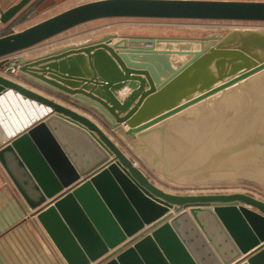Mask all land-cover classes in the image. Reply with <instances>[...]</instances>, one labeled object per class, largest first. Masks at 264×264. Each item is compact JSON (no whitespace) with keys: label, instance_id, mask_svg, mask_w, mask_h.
Returning <instances> with one entry per match:
<instances>
[{"label":"water","instance_id":"1","mask_svg":"<svg viewBox=\"0 0 264 264\" xmlns=\"http://www.w3.org/2000/svg\"><path fill=\"white\" fill-rule=\"evenodd\" d=\"M32 1L0 10L1 24ZM114 18L264 22V1L94 0L0 37V58ZM169 41L105 35L18 59L26 79L86 116L0 75V98L11 91L43 109L38 121L0 146V167L64 264H264V201L244 193L165 192L112 139L121 124L131 139L152 133L264 72V34L191 40L198 49L156 48ZM172 57L186 59L175 67ZM188 74L194 81L180 82ZM164 94L173 97L151 109Z\"/></svg>","mask_w":264,"mask_h":264},{"label":"rangeland","instance_id":"2","mask_svg":"<svg viewBox=\"0 0 264 264\" xmlns=\"http://www.w3.org/2000/svg\"><path fill=\"white\" fill-rule=\"evenodd\" d=\"M33 1L30 3L31 5L35 3ZM62 9L63 7L55 5L51 0L42 1L37 7L30 6L27 10L23 9L15 17L16 19L11 26L1 29V34L7 35L22 31L56 15ZM104 23L123 24L122 26L125 28L120 29L121 33L124 34L127 31L135 30L132 29L135 26L144 28L135 30L140 33H154V36H158L156 33H160L159 36H177L184 38V41L187 39L203 40L207 37L222 38L232 33L239 35H245L249 32L264 34V22H202L197 20L118 18L116 20L104 19L86 26H80L56 38L66 36L69 37L68 41L92 40L96 36L93 30H97L93 26ZM173 24L176 26L174 27ZM147 29L150 30L147 31ZM263 74L264 72L252 76L227 89L226 92L208 98L202 102L203 104L192 110L193 112L189 115L178 119L168 131V138L166 139L169 143L164 145L165 155L163 151L162 153L160 150L156 151L157 147L161 146L152 142L155 152L149 151L144 155L137 154L133 162L135 164L137 162L136 165L141 171L145 170L147 173H152L160 180L165 179L164 176L166 175L163 172L171 174L177 170L201 166L208 160L209 156H214V154L216 156L223 150L240 145L243 141L254 142L256 139L257 142L252 146H262L264 149V85L258 89L259 79H257ZM1 145L3 144L0 143ZM167 147L170 155H168ZM244 150L243 148L234 153L233 156H236L238 160H234L233 156H230L222 163L219 160L215 161L218 166L217 173L215 177H210L211 182L208 184L197 185L186 192H183L181 188H167L166 190L174 194L193 195L244 193L264 201V158H261L262 161L249 156L247 159H242L239 154L243 153ZM246 150L251 155L253 150L250 147ZM258 150L254 148V151ZM162 158H165L164 162ZM158 184L160 183L158 182ZM174 189L180 190L175 191Z\"/></svg>","mask_w":264,"mask_h":264},{"label":"crops","instance_id":"3","mask_svg":"<svg viewBox=\"0 0 264 264\" xmlns=\"http://www.w3.org/2000/svg\"><path fill=\"white\" fill-rule=\"evenodd\" d=\"M18 1L19 0H0V10H5L10 6L14 5L15 3H17ZM42 1L44 2L46 0H38V1L35 0L33 1L35 3H32V5L30 4L24 10H27L30 6L37 7ZM51 1H53L55 5L59 7L60 6L63 7V9L60 11L62 12L68 8L75 7L77 5L94 0H51ZM237 1H245V0H237ZM248 1H264V0H248ZM15 19L16 18L12 19L11 22L13 23ZM116 19L118 18H114L113 20ZM98 21L101 20L88 22L79 25L77 27L86 26L90 23L98 22ZM205 22H209V21H205ZM8 24H10V22L1 26L0 37H2V35L5 36L4 34H1V29H4V27L7 28ZM122 25H120L119 23H104V24L94 25L93 27H95L97 30H93L95 31L96 36L92 40L68 41L69 37L66 36L56 38L57 36H60L68 32L69 31L68 30L60 35L53 37L56 39L51 38L49 39V41L48 40L44 41L38 45L25 49L21 52L0 58V75H1V70L4 69L5 65H7L11 59L18 60L19 58H23L26 61L38 59L39 57L47 55L51 52L58 51L65 47L84 45L90 41L100 39L105 35H115L119 38L137 36V37H147V38L157 37V38L173 39V41L159 43V45H157L156 48L161 49V48L172 47L173 49H175L179 45L184 47H188V45H190L192 49H198L197 44L191 43V40L193 39H187V41H184L183 40L184 38H178L177 36H171V37L159 36L160 33H156L158 36H154L153 35L154 33L153 34L140 33L135 30H141L144 28L135 27V26L132 28L135 30L127 31V33L124 34L123 32L121 33V29H120V28H125V26ZM173 25L174 27L176 26V24ZM189 27H194V26H189ZM157 29L163 30L161 28H157ZM148 30L150 29H147V31ZM171 59H172L171 63H173V66L176 67L179 64H181L186 58L172 57ZM212 70L214 71V69ZM205 75L206 77H212L211 72H207V74ZM7 78L15 81L16 83H19L20 85H22L27 89H30L31 91H34L35 93H38L44 97L52 99L53 101L59 104L69 107L70 109L78 112L79 114L85 116L87 115V113H85L84 110L75 108L77 106L73 102L67 103L65 100L63 101L60 98L54 97L53 95H50L46 91L39 89L34 83L26 79L20 72H17L13 76ZM258 79H259L258 82H262L264 85V76H261ZM192 80L194 81L193 76L191 74H188L184 78H182L180 82H192ZM200 80L201 77H199L197 81L200 82ZM261 86L262 84L259 85L258 89H260ZM164 95L161 97L159 96L157 100L155 99L153 103L150 104V108L154 109L157 106L163 107L165 106V102L169 100V97L170 98L173 97V95L171 96H169L168 94H164ZM150 97H152V95ZM206 100H204L203 102H205ZM11 104H13L14 106L18 105L20 107V110H18V113L21 117L20 119L17 115H8L7 117V115L5 114L4 109H6L7 113H8L7 111L8 107L11 110H13ZM201 104L203 103L201 102L197 105H194L184 110L180 114H177L157 124L152 128L153 130L152 133L137 134L135 139H131L130 137H126L123 135V132L127 129V127L124 126V124H121L120 131L118 133H114L112 139L113 141H115V143H117L120 149L125 151V154L129 158L132 157L131 159H134L133 161H135L136 159L135 156L137 154L144 155V153L149 151L155 152V149L152 147L153 146L152 142H156V144L161 146V147H157L156 151L160 150L161 153L163 151V154L165 155L164 145L169 143V141L166 139L168 138L167 137L168 131L172 128V126L178 119H180L183 116L189 115L191 112H193L192 110H194L197 106H200ZM88 115L91 116L92 114L88 111ZM42 116H43V109L41 106H38L37 104L35 105L30 101H25L20 95L10 91L7 96H5L4 98H0V143L1 144L7 143L10 139L13 138L12 135L13 133L16 135L17 133L16 129L20 131L21 129H24L25 126H28L30 123H33V121L39 120L40 117ZM95 119L98 118L96 117ZM22 122H26L24 126L23 124L22 126H20ZM156 127H162L163 131L162 132L155 131L154 129ZM255 142H257L256 139L254 140V142L251 141V143H255ZM246 147H248V145ZM167 151H168V155H170V151L168 150V147H167ZM246 151L247 150L242 151L243 153L239 154L241 155L242 159L244 158L247 159L248 158L247 156L258 159V155H264V149L263 150L259 149L258 151L253 150L250 153L251 155H249V153ZM162 161L164 162L165 158H162ZM220 163H222V161H220ZM217 168L218 166L213 161V156L211 157L209 156L208 160L205 161L201 166H195L192 167L191 169L187 168V169L177 170L176 172L171 174L170 173L167 174V172H163L164 175H166L164 176L165 179L161 177L162 179L158 180L157 177L152 173L149 172L147 173L145 172V170L142 171L144 172L145 175H147L150 178V180L154 181L157 187H159L165 192L168 191L166 190L167 188L169 189L181 188L183 189L182 190L183 192H186L192 190L197 185L208 184L209 182H211V178L215 177L217 173L216 172ZM158 182L160 184H158ZM174 190L178 191L180 189H174ZM168 193H172V192L168 191ZM0 264H64L63 260L61 259L59 253L53 246L49 237L46 235V233L43 231V229L35 220V217H33L31 213L26 212V209L22 204L20 198L18 197L15 188L13 187V185L11 184V182L9 181V179L7 178L1 167H0Z\"/></svg>","mask_w":264,"mask_h":264},{"label":"built area","instance_id":"4","mask_svg":"<svg viewBox=\"0 0 264 264\" xmlns=\"http://www.w3.org/2000/svg\"><path fill=\"white\" fill-rule=\"evenodd\" d=\"M0 19H1V15H0ZM2 24L0 22V28H1ZM17 72H19V64H18V60L17 59H11L9 61V63L7 65H5L4 69L1 70V75L3 76H7V77H10V76H13L14 74H16ZM8 95V93L6 94V96ZM5 97V96H4ZM2 97V98H4ZM27 104V103H25ZM17 106V107H16ZM14 106L13 104H11V107L13 110H11L9 107H8V113L6 112V109H4V112L5 114L7 115H17L19 117V119L21 118L19 113H18V110H20V107L18 105ZM21 121V120H20ZM38 121V120H36ZM36 121H33V123H30L28 126H25L24 129H21L20 131H18V129H16L17 133L16 135L13 133V138L15 136H17L18 134H20V132L22 133L25 129H27L28 127H30L31 125H33ZM26 122H22L20 126H23L25 125ZM11 140V139H10Z\"/></svg>","mask_w":264,"mask_h":264},{"label":"bare ground","instance_id":"5","mask_svg":"<svg viewBox=\"0 0 264 264\" xmlns=\"http://www.w3.org/2000/svg\"><path fill=\"white\" fill-rule=\"evenodd\" d=\"M262 76H264V74H263ZM260 77H261V76H260ZM257 79H258V78H257ZM258 83H259V85H261V84L263 85L262 82H258ZM248 142H249V141H247V142H246V141H243V142L241 143L242 145H241V144L239 145V147H240L239 149L241 150V149L244 148V149L246 150V148L248 149V148L250 147L251 150H254V148H256V147L252 146L254 143H251V142L248 143ZM247 145H248V147H246ZM253 147H254V148H253ZM258 148L260 149V148H262V146H261V147H258ZM258 148H257V149H258ZM239 149H237V150H239ZM262 149H263V148H262ZM237 150H234V151L231 152L230 154L225 155L223 158L216 159V161L219 160V161H222V162H223V161L225 160V158L227 159L228 157L233 156L234 153H235ZM240 150H239V151H240ZM245 150H244V151H245ZM214 156H215V155H214ZM214 156H213V157H214ZM217 156H218V155H217ZM217 156H216V158H217ZM232 158L235 160L237 157H236V156H233ZM261 158H264V155H258V159H261ZM214 159H215V157H214ZM258 159H256V160H258ZM261 161H262V159H261Z\"/></svg>","mask_w":264,"mask_h":264},{"label":"trees","instance_id":"6","mask_svg":"<svg viewBox=\"0 0 264 264\" xmlns=\"http://www.w3.org/2000/svg\"><path fill=\"white\" fill-rule=\"evenodd\" d=\"M11 21H12V20H11ZM11 21H10V24H8V26H11V25H12V22H11ZM6 26H7V25H6ZM8 26H7V27H8Z\"/></svg>","mask_w":264,"mask_h":264}]
</instances>
